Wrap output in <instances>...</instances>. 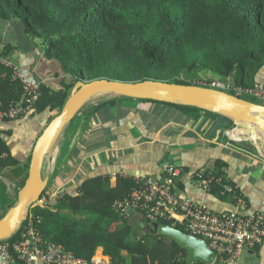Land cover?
<instances>
[{"label": "trees", "instance_id": "16d2710c", "mask_svg": "<svg viewBox=\"0 0 264 264\" xmlns=\"http://www.w3.org/2000/svg\"><path fill=\"white\" fill-rule=\"evenodd\" d=\"M0 27L13 33L20 28L19 44L29 41L43 47L44 57L56 60L65 74L62 89L41 87L31 116L44 114V128L78 81L194 85L183 76L203 74L250 88L264 69V0H0ZM0 48L9 57L12 46L3 43ZM13 75L11 68L0 66L2 110L21 100L22 86ZM115 99L105 96L98 108L113 105ZM160 104L195 112L194 119L199 113L218 116L193 107ZM225 120L231 128L233 123ZM2 134L0 175L10 171L19 178L14 199L0 181V213H6L24 185L30 158L23 165L14 160ZM226 168L217 159L194 171L191 178L195 182L212 177L208 193L223 198L227 196L220 195ZM135 187L131 178L120 176L113 184L110 175L85 178L47 206L31 207L27 220L8 241L19 239L31 224L44 242L87 262L100 248L111 264H183L184 249L166 237L142 234L129 217L120 219L114 212L113 203L125 199ZM49 194L46 189L40 199ZM174 228L183 232L179 226Z\"/></svg>", "mask_w": 264, "mask_h": 264}, {"label": "crops", "instance_id": "0c3cea01", "mask_svg": "<svg viewBox=\"0 0 264 264\" xmlns=\"http://www.w3.org/2000/svg\"><path fill=\"white\" fill-rule=\"evenodd\" d=\"M10 30L0 27V44L12 46L9 57L20 72L39 79L50 89H62L65 74L60 64L45 58L42 49L28 40L20 45L14 39H18L17 33ZM255 82L264 85V69ZM104 97L86 104L44 163L49 193L71 191L78 182L96 175H110L112 184L118 175L133 181L136 177L163 179L168 167L174 165L183 169L177 185L178 196L217 214L233 212L229 196H213L197 187L191 178L194 171L220 159L227 164L226 176L238 186L248 209L264 214V154L257 131L248 134L238 125L227 128L223 117L199 113L200 117L194 119L195 112L141 100L116 98L113 105L98 108ZM44 122V114L0 119V132L14 160L22 165L29 160ZM6 177L19 180L5 171L0 181ZM58 178L60 184L56 183ZM139 212L131 211L129 218L134 222ZM95 256L111 264L100 248ZM239 264H264V246L245 252Z\"/></svg>", "mask_w": 264, "mask_h": 264}, {"label": "built area", "instance_id": "2783aa9c", "mask_svg": "<svg viewBox=\"0 0 264 264\" xmlns=\"http://www.w3.org/2000/svg\"><path fill=\"white\" fill-rule=\"evenodd\" d=\"M0 66L13 70V76L18 79L23 91L21 100L5 110L0 109V119L16 120L31 116L41 96L42 82L37 78L24 76L12 59L2 54L1 48ZM194 85L226 93L232 92L241 98L244 95L252 96L264 103V85L255 84L253 87L244 88L230 80L205 78L195 81ZM182 173L181 167L170 165L163 179L136 177V187L130 194L125 199L113 203L114 212L120 219H124L129 217L131 211L139 210L149 226L162 222H168L172 227L179 226L187 235L207 243L209 249L215 253L214 262L239 264L245 252L264 246V214L248 209L245 197L227 176L224 178L220 195L231 197L235 210L217 214L205 206L177 195V183ZM200 177L201 174H197V178ZM212 180V177L205 181L196 179L195 184L208 192ZM217 181L221 182V179ZM62 194L60 191L51 192L40 199L37 205L45 207L49 200L60 199ZM18 260L22 264H106L102 258L95 256L90 262L84 261L59 246L44 242L31 224L24 228L16 241H0L1 264H15Z\"/></svg>", "mask_w": 264, "mask_h": 264}, {"label": "water", "instance_id": "95a60500", "mask_svg": "<svg viewBox=\"0 0 264 264\" xmlns=\"http://www.w3.org/2000/svg\"><path fill=\"white\" fill-rule=\"evenodd\" d=\"M12 17V16H11ZM101 96L149 100L177 106L193 107L226 118L248 134L257 131L264 154V105L256 104L223 91L197 85H180L161 81L122 82L98 79L78 81L71 89L60 112L46 125L37 138L30 156L28 175L17 194L13 207L0 219V241L10 239L28 218L31 207L37 206L47 189L49 175L43 173L44 163L52 154L59 138L71 121L93 99ZM134 218L142 234L166 237L186 251L184 264H212L215 253L207 243L194 236L161 223L148 225L142 213ZM214 264H223L215 261ZM230 264V263H229Z\"/></svg>", "mask_w": 264, "mask_h": 264}, {"label": "rangeland", "instance_id": "374dc122", "mask_svg": "<svg viewBox=\"0 0 264 264\" xmlns=\"http://www.w3.org/2000/svg\"><path fill=\"white\" fill-rule=\"evenodd\" d=\"M13 29H16V28H13ZM21 30H20V28L18 29L17 28V36H18V39L16 38V37H14V39L16 40V41H19V37L21 36ZM38 47H40V48H42L43 49V47H41V46H38ZM211 76H206V75H203V74H201V75H189V74H185L184 76H183V78H188L189 79V81L192 83V84H194L195 83V81H197V80H203L204 78L205 79H212V78H210ZM212 77H214V76H212ZM34 78V77H33ZM215 78V77H214ZM234 95H235V93H234ZM242 98L244 99V100H248V101H250V102H253V103H257V104H263V102H261V101H259V100H257L255 97H252V96H247V95H244V96H242ZM51 170L53 171V168L51 167ZM44 175H45V172H44ZM5 177V176H4ZM6 180H4L3 181V183H4V186H5V188H6V192H8V194H9V197L11 198V199H14L15 198V191H16V187H17V183H18V181H16L15 179H13V178H8V177H6L5 178ZM60 182H61V178H58V180L56 181V183L57 184H60ZM47 191H48V194H49V191H50V188L49 187H47ZM3 207H2V205H0V209H2ZM4 210V209H3ZM2 210V211H3ZM3 213H5V212H2V213H0V216H2L3 215ZM5 215V214H4ZM96 257V256H95Z\"/></svg>", "mask_w": 264, "mask_h": 264}]
</instances>
